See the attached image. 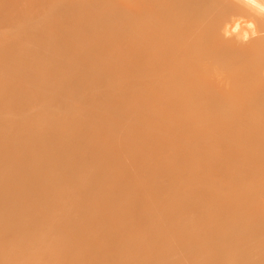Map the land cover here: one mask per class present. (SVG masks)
Wrapping results in <instances>:
<instances>
[{
    "label": "bare ground",
    "instance_id": "bare-ground-1",
    "mask_svg": "<svg viewBox=\"0 0 264 264\" xmlns=\"http://www.w3.org/2000/svg\"><path fill=\"white\" fill-rule=\"evenodd\" d=\"M56 7L62 14L37 28L42 11ZM234 11L225 0H0V64L12 70L0 105L22 113L45 99L79 103L45 129L47 110L0 122V223L14 191L31 216L29 226L18 224L21 234L57 214L66 238L63 251L32 264H185L168 259L174 244L187 250V264H221L225 254V264H264V91L253 81L264 69V37L245 46L223 40L219 25ZM10 35L15 41L4 43ZM25 37L36 44L27 52ZM98 87L103 96L92 94ZM82 90L89 95L80 101ZM89 166L96 175L80 189ZM250 183L256 192L244 190ZM143 188L151 200L132 195ZM233 195L241 200L231 203ZM189 210L195 228L183 224ZM240 211L237 236L227 215ZM89 233L107 246L97 258L83 250L72 258Z\"/></svg>",
    "mask_w": 264,
    "mask_h": 264
},
{
    "label": "clouds",
    "instance_id": "clouds-1",
    "mask_svg": "<svg viewBox=\"0 0 264 264\" xmlns=\"http://www.w3.org/2000/svg\"><path fill=\"white\" fill-rule=\"evenodd\" d=\"M66 0H57L58 4L65 3ZM87 2V0H84ZM115 2L123 3L128 0H115ZM226 3L232 5L236 11L227 15L219 25V35L225 41L231 42L235 45L245 46L250 42L264 37V31H261V23H264V0H225ZM60 7L49 8L42 11L37 21V28L42 29L43 25L50 22L56 17H59L62 13ZM68 29H66L67 31ZM15 41V37L11 36L4 43L10 44ZM2 46V45H0ZM36 47L34 40L31 37H25L21 42V48L25 52L32 50ZM40 56L47 58L52 54V45L44 44L39 49ZM70 62V61H69ZM12 70L6 72L4 64H0V95L3 93V87L5 81L11 79ZM106 87L112 85V81L106 78ZM105 87H98L92 94L96 96H103ZM89 95L87 90H82L79 96V100H84ZM65 104L70 107H62L60 104L55 106L51 105L47 99L42 100L40 103L31 104L27 109L18 113L15 110L5 111L3 106L0 105V122L8 120L10 122L16 121H29L37 114L47 110L50 113L49 120L40 121V128L45 129L49 127V121H60L67 118L71 108L79 107L78 102L65 100ZM2 130V129H0ZM3 131V130H2ZM114 143L119 145L121 143V137L116 135ZM259 149H255V153H258ZM167 159V157H165ZM124 163L128 165L129 169H132L131 162L125 157ZM97 169L94 166L87 167L78 177V187L80 189L86 188L92 177L96 175ZM2 173L5 176V170L2 163ZM8 174L10 176L15 175L14 164H10L8 168ZM220 183V182H218ZM244 190L256 192L257 189L253 184L246 186ZM75 196L76 189L71 190ZM145 198L151 200V195L145 193ZM169 194L164 192L161 194L162 200H167ZM257 200L259 201V194H257ZM57 214H53L46 227L37 230L34 233L21 234L18 229V224H23L25 227L31 224V216L22 214L19 209V204L16 198V193L10 191L7 201V210L2 223H0V264H5L6 260H15L17 264H32L33 261H43V255L45 253H58L63 251L66 245V238L64 233L56 230ZM198 223V216L195 211L189 210L183 217V224L187 227L195 228ZM260 239V237H259ZM253 241L250 242V245ZM105 240L98 233L87 234L84 241L80 243V246L76 247L73 251L72 258H84L81 256V251H89L88 257L97 258L103 248L106 247ZM189 254L184 246L180 244H174L171 254L168 257L170 261H184L187 264ZM259 260V259H255Z\"/></svg>",
    "mask_w": 264,
    "mask_h": 264
},
{
    "label": "rangeland",
    "instance_id": "rangeland-1",
    "mask_svg": "<svg viewBox=\"0 0 264 264\" xmlns=\"http://www.w3.org/2000/svg\"><path fill=\"white\" fill-rule=\"evenodd\" d=\"M214 8V7H213ZM215 9V8H214ZM3 32L1 31V34H2ZM1 36V35H0ZM253 81H254V83H255V86H256V88L258 89V90H260V91H264V69H263V71H260L259 73H257L255 76H254V79H253ZM234 143H232V145H233ZM231 147V146H230ZM235 147H236V149L238 150V149H240L239 148V146H237V144H235ZM232 148V147H231ZM234 148V147H233ZM233 148H232V150H233ZM239 151V150H238ZM240 151H241V149H240ZM15 153V152H14ZM19 153V152H18ZM17 153V154H18ZM14 155V154H13ZM233 158V157H232ZM231 161V160H230ZM120 162H122V161H120ZM120 164H117V166H119ZM132 178V179H131ZM134 180L133 179V177H132V175H131V177H129L127 180H129L130 182H131V180ZM121 180V179H120ZM144 180V179H143ZM146 180H148L151 184H152V181L154 182V180H150V179H145L144 180V182L146 181ZM241 180V179H240ZM112 181V180H111ZM116 181H118L117 179H116ZM139 181H141V179L139 180ZM148 181H146L145 183H148ZM105 182V181H104ZM108 182V181H107ZM107 182H105V184L107 183ZM110 182V181H109ZM112 182H114V180L112 181ZM126 182V181H125ZM241 182H242V180H241ZM243 182H244V180H243ZM242 182V183H243ZM114 183H116V182H114ZM145 183H143V185L145 184ZM232 183H233V181H232ZM231 183V184H232ZM146 185V184H145ZM144 185V186H145ZM148 185V184H147ZM131 190L132 189H130V190H128V191H130L131 192ZM143 190V191H142ZM134 192H133V194L132 195H140L141 196V193H143L142 195V197H144L145 195H144V193H148V191H145V188H143V189H141L140 191H142V192H138L139 194H137V191H135V190H133ZM145 191V192H144ZM130 192L129 193H127L126 192V194H127V199H126V197H125V199L126 200H128V195H130L131 196V194H130ZM124 196H125V193L123 194ZM111 196V195H110ZM107 197V196H106ZM108 197H109V195H108ZM107 197V198H108ZM121 196H119V198H120ZM133 197V196H132ZM110 198H112V197H110ZM114 198V197H113ZM116 198V197H115ZM122 198V200H123V197H121ZM124 199V200H125ZM130 199H132L131 197H130ZM238 199H240V197L238 196V195H233V196H231V197H229L228 198V200L231 202V201H235V202H238V201H236V200H238ZM119 200V199H118ZM118 200H114V199H112V202L113 201H118ZM121 200V201H122ZM125 200V201H126ZM241 200V199H240ZM120 201V200H119ZM118 201V202H119ZM133 202L134 200L132 199V200H130V201H128V202H126V205L128 204V207H130V205L132 204V203H129V202ZM119 203H121V202H119ZM232 203V202H231ZM239 203H241V202H239ZM112 204V203H111ZM110 204V208H112L111 205ZM115 204V202H113V205ZM125 204V203H124ZM130 204V205H129ZM119 205H121V204H118V206ZM123 205V204H122ZM103 206V205H102ZM101 206V207H102ZM107 206V205H106ZM115 206V205H114ZM97 207V206H96ZM99 208H101L100 206H98ZM104 208V207H103ZM114 208V207H113ZM142 208V207H141ZM140 208V209H141ZM98 209V208H97ZM96 208H95V210H97ZM102 209V208H101ZM99 209V211L101 212V211H105L104 209ZM109 209V208H108ZM139 209V210H140ZM106 210H107V208H106ZM139 210L137 211V212H139ZM99 212V213H100ZM136 213V212H135ZM127 214L129 215V212H127ZM131 214V213H130ZM127 215V216H128ZM125 216H123V217H121L122 219L124 218ZM227 217H229V220H230V222H232V223H234L235 221L236 222H238V224H239V226L236 228V229H232V227H231V225H229V227H230V229L231 230H233L235 233H236V235L237 236H240V235H242L243 234V225H242V223L239 221V220H241V211L239 212V213H232V212H230L228 215H227ZM121 218H119V219H121ZM112 219H115V217L114 218H112ZM111 219V220H112ZM243 221V220H242ZM222 227H227V226H224V225H220L218 228H222ZM230 247V246H229ZM232 248H241L242 246H231ZM231 255V254H230ZM230 255H229V257H230ZM229 257L225 254L224 256H223V261H222V263L221 264H225V262L229 259Z\"/></svg>",
    "mask_w": 264,
    "mask_h": 264
}]
</instances>
